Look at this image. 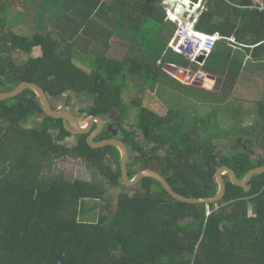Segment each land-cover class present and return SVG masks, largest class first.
<instances>
[{"label":"trees","instance_id":"16d2710c","mask_svg":"<svg viewBox=\"0 0 264 264\" xmlns=\"http://www.w3.org/2000/svg\"><path fill=\"white\" fill-rule=\"evenodd\" d=\"M14 1L0 0V95L33 83L55 110L53 102L62 104L63 95L75 91L86 119L117 116L121 140L133 142V151L140 155L128 160L130 179L137 174L135 165L144 164L184 197H213L218 190L215 171L221 166L243 181L264 165V103H257L246 129L238 125L223 130L215 112L199 118L192 110L169 111L158 127L140 126L137 139L132 123L139 119L141 82L145 86L149 81L151 89L161 83L184 96L197 93L157 65H188L166 48L176 25L167 22L163 0H18L20 10L29 6L25 15L36 24L28 36L13 30L22 15L12 9ZM104 1L124 11L122 20L109 21L111 34L124 38L118 44L120 51L126 50L124 57L108 55L107 42L91 49L79 45V23L89 20ZM255 1L189 0L204 9L195 29L235 37L245 52L254 46L257 53L264 48V0ZM70 16V26L61 21ZM106 23L94 24L104 28ZM249 31L258 33L254 42L240 37ZM35 50L38 56H33ZM83 52L93 60V70L81 66L87 65L81 64ZM20 53L27 56L25 61L15 59ZM243 68L224 39L203 64V72L221 82L225 96ZM68 103L75 101L71 97ZM241 133L244 139L246 133L254 136L247 141L254 148L246 144L239 150ZM88 136L70 132L65 121L48 118L29 90L0 102V264H264V173L252 179L249 192L225 177L226 191L216 204H184L152 178L125 186L120 151L113 146L91 148ZM71 138L77 139L72 147ZM113 138L104 130L95 143ZM221 141L228 146L221 147ZM69 159L85 163L101 182L53 173L55 164ZM106 195L114 197L110 207L98 203Z\"/></svg>","mask_w":264,"mask_h":264},{"label":"rangeland","instance_id":"374dc122","mask_svg":"<svg viewBox=\"0 0 264 264\" xmlns=\"http://www.w3.org/2000/svg\"><path fill=\"white\" fill-rule=\"evenodd\" d=\"M51 0H48V2ZM165 2H162V5L165 7L166 15H167V22L172 23V20L170 19V16L172 17L174 14L177 16V18H183L187 15L184 10L181 9V5L183 4V1L181 2L180 0H164ZM173 1V4L171 3ZM259 4H261V0H258ZM168 4L166 6L165 4ZM179 3V4H178ZM186 4H189L188 2H185ZM12 4V9H17L18 14H22L19 16V20L17 21V24L14 26V32L17 34H22L25 36L30 35L32 32L36 30L35 22L32 20V18L26 17V11L29 12V6H25L24 10H20V2L18 0H15L14 2H11ZM19 4V5H18ZM171 6V8H169ZM116 8V11L121 10L118 6H113ZM194 5H190V9H193ZM21 8V6H20ZM190 9L187 8L186 12H190ZM203 7L201 5V8L198 9L197 7H194V10L191 11L192 14H190V17L192 18H198V13L200 11H203ZM186 14V15H185ZM57 17V16H53ZM68 19H73V16H70ZM68 19H62L61 21H67L69 22ZM53 20H57V18H53ZM74 25V24H73ZM65 27V26H64ZM74 27V26H73ZM75 28H79V25L75 26ZM170 30V29H169ZM174 28L171 30L169 35L175 36V33H173ZM122 37V36H121ZM168 38V37H167ZM120 37H115L114 38V44L112 50L113 53L116 54H121L122 52L120 51V48L118 47V44L121 43ZM172 40L170 39L166 41V48L169 49L170 51L173 52L171 46ZM226 41V40H225ZM218 42V41H217ZM227 45L228 42L226 41ZM115 50H118L116 52ZM39 51L35 50L33 52V56H38ZM15 59H17L19 62L25 61L27 59V56L25 54H16L14 55ZM116 58H120L119 55H115ZM184 58V57H183ZM185 59V58H184ZM186 61V59H185ZM82 62L81 64H87V65H81V66H86L85 68L89 71V69L93 70L95 68L93 60H90V57L85 56L82 57ZM205 62V60H204ZM157 65L163 66L162 70L165 71V73L170 74V75H176L179 77H183L185 81L189 80L192 82L194 85L197 84V80H200L201 77H203L202 73L205 74L202 70V73H198L197 71L192 72V70L185 64L184 61H175L173 63H161V61L157 62ZM190 76V77H189ZM133 80V79H131ZM149 81L145 82V86L138 85L141 87L142 91V96H141V109L139 111V119L137 123H132V127L136 128L137 131V139H138V128L140 126L144 127H158L160 122H162V117H164L165 114L169 111H190L192 110L193 112L199 114V115H205L208 113V110H212L215 108L216 115H218V119L221 121V124L223 125V128L226 127H241L246 129L249 127L250 123L252 124L254 116V109L255 106H257L258 102H264V77H254L253 82L251 83V79H249L247 76H243L238 80L236 85H231V93L227 94V99L221 102L222 105H214V108L209 109L208 104H204L198 102L200 96H204V91L210 90V87H207L208 84L205 83L204 81L201 82V86L203 87V91H199L197 94H194L189 91L191 94L188 96V94L185 93L184 95H180L175 92V94L172 93V90L169 89L168 86L166 85H161V83L157 86L154 87V89H151L149 85H147ZM204 83V85H203ZM219 85V83H217ZM220 86V85H219ZM205 94H207L205 92ZM191 99H188L190 98ZM195 97V99H194ZM130 99V97L128 98ZM193 99V100H192ZM198 99V100H197ZM75 101V100H74ZM53 107L54 109L61 110L63 109V105L59 102H53ZM68 111H71L73 115L76 117H80V125L85 126L86 125V115L83 111L80 110L79 106L76 107V103L73 105H70L68 103ZM132 112V110H131ZM187 117L189 116V113H184ZM134 116V112H133ZM38 122L39 119L33 120L31 123L28 124L29 127H32L35 122ZM105 122V130L109 131L112 133V135L117 136L118 138H122L123 133L121 130V126L118 123V118L117 116H113L112 118H107L104 120ZM135 125V126H134ZM96 126V125H95ZM97 127V126H96ZM224 130V129H223ZM229 130V129H225ZM242 135L240 136L242 139H244V133H241ZM136 136V135H135ZM246 143L243 140H239V150H242L243 148H247V145L249 148H254L255 146L253 144H249V142L252 140V137L254 136H248L246 133ZM74 143H77L76 138H71L70 145H74ZM247 144V145H246ZM133 142L128 144L129 151H130V157L136 160L139 158V154L133 151ZM221 147H226L228 146L227 141H221ZM254 154H258V150L254 151ZM130 159V158H129ZM54 171L53 173L61 172L65 173L67 175V179L73 180V179H80L82 181H87V182H94V183H100L101 180L94 178L93 173L91 170L86 166L85 163H82L80 161H76L74 159H69V160H63L60 163H57L54 165L52 168ZM135 170L140 169V164L135 165L134 167ZM117 194L115 195V197ZM113 195H106L104 197V200L101 202L102 206L104 207H110L112 206V201H113ZM117 201V198H116ZM115 202V200L113 201ZM109 203V204H107ZM88 204H92L91 202H88ZM116 205V204H115ZM107 212V211H106ZM249 214H252V210H249Z\"/></svg>","mask_w":264,"mask_h":264},{"label":"water","instance_id":"95a60500","mask_svg":"<svg viewBox=\"0 0 264 264\" xmlns=\"http://www.w3.org/2000/svg\"><path fill=\"white\" fill-rule=\"evenodd\" d=\"M177 41L178 38L175 39L174 45L177 43ZM26 90L31 91L36 96L42 107L44 114L48 118L52 120L65 121L66 129H68L72 133H75L80 136L89 135L87 141L91 148L97 149L107 146L116 147L121 154L120 168L122 172V179L125 186L133 187L138 185L139 181L143 178H152L158 181L163 186V188L168 192V194L178 202L189 205H197V204L208 205V204H216L218 201H220L223 198L226 191V185L224 182L225 177H227L228 180L235 186L243 188L245 192H249L251 191L252 188L250 185L252 179L256 177V175L264 173V165H263L262 167H258L251 170L246 175V178L243 181H240L238 180L234 170L226 166H221L217 168L215 171V181L218 185L217 193L211 198H200V199L188 198L178 194L176 191L173 190L169 182L164 177H162V175L159 172L145 168L144 164L138 170L135 177L133 179H130L128 174V164H127L130 157L128 146L121 140L115 138L108 139L99 143H95L96 138H98L102 133V131L104 130L105 122L103 121V119L91 117L86 120L87 121L86 125L85 127H83L80 125L79 120L73 114H71L70 111H68L69 98L72 97L75 100L76 107H78L80 104L77 93L75 91H69L63 95L62 97L63 109L57 111L51 108L48 99L46 98L41 87L33 83L24 82L20 84L16 90L10 93L1 94L0 102L17 98ZM95 124L97 125V129L92 132V128L94 127ZM114 169L115 170L117 169V164L114 165Z\"/></svg>","mask_w":264,"mask_h":264},{"label":"crops","instance_id":"0c3cea01","mask_svg":"<svg viewBox=\"0 0 264 264\" xmlns=\"http://www.w3.org/2000/svg\"><path fill=\"white\" fill-rule=\"evenodd\" d=\"M255 2L259 3L258 0H256ZM113 6H118V5H115L114 2H112V1H104L97 7V9L94 11L93 15L90 16L89 20H84L82 23H79L82 25V28H80V32L78 33V36L81 37V41L79 42V45H81V47H84V48H86V46H87L88 48L91 49V47L98 46L99 44H101L103 42H107L106 48L108 51V55L113 56V57H115V55H119L120 57H124L125 53H126L125 49H123L121 51L122 52L121 54L110 53V52H112V47L114 44V38L116 37V34L115 35L111 34V31L113 30V26L109 25V21L122 20L123 19L122 15L124 13V11H122V9L119 11H116V8H114ZM68 20H69V22H67V21L66 22L70 26L73 19H68ZM75 20L80 21L79 18H75ZM105 21H107V23L105 25L106 27H104V28H99L100 24L97 26H95V24H94V23H98V22L104 23ZM225 27L226 26L223 25V29H225ZM91 28H92V31H91ZM87 29H89V31ZM257 36H258L257 32H252V34H251L250 31L246 32V33H241V35H240L241 38L251 40L252 42L255 41ZM173 37H172V39H173ZM121 39H124V38L121 37ZM228 47L232 50V53H234L235 59L237 60V65L242 64L244 67L243 70H241L239 76L237 77L234 85H236L238 80L240 78H242L243 76H247L249 79H251V83L253 82L254 77H256V78L261 77V76L264 77V48L259 49L256 53L255 47L251 46L250 52H247V51L245 52L243 50V47L245 48L246 46L241 45L240 43H238L237 40H236L235 46L229 45ZM116 52H118V51H116ZM127 55H128V53H127ZM201 69H203V67L198 68L199 72H198V70H196V71L201 74L202 73ZM176 75H178V74H176ZM176 75L175 76L172 75V77L177 79L179 82H181L182 85L193 86L194 89L197 90V93L199 91H203V87H200L202 84L201 82L204 81L205 83L208 84L207 87H210V90L204 91V96H200L199 100L198 99L197 100H198V102L203 103V105L208 104L209 109L214 108V105H217V106L222 105L221 102L224 101L225 99L228 100L227 96H225L221 92V87L219 86L221 82L210 74H207V73L203 74L202 73L203 77H201L200 80H197L196 85H194L189 80L185 81L183 79V77H179ZM217 83H219V85ZM203 85H204V83H203ZM205 92L207 94H205ZM173 94H175V93H173ZM188 99H191V97ZM194 99H195V97H194ZM258 103H264V102H258ZM255 108H256V106H255ZM208 112L209 113L210 112L216 113L215 108L212 110H208ZM254 113H255V109H254ZM197 116L199 118H202L203 114L202 115L197 114ZM254 116H255V114H254ZM217 117H218V115H217ZM220 123H221V121H220ZM221 126L223 128V125H221Z\"/></svg>","mask_w":264,"mask_h":264},{"label":"built area","instance_id":"2783aa9c","mask_svg":"<svg viewBox=\"0 0 264 264\" xmlns=\"http://www.w3.org/2000/svg\"><path fill=\"white\" fill-rule=\"evenodd\" d=\"M171 3L173 4V1ZM165 5L168 6L167 3ZM180 7L185 11V13H187V15L185 14L186 16L183 18H177L175 14L172 17L170 16L172 24L176 25L175 36L171 41V46H173V53L184 57L188 61L187 66L192 70V72H195L198 68L203 67L204 60L209 56L217 41L224 39L229 45H236L235 38H225L218 33L207 35L197 31L195 29L197 19L190 17V14H192L191 11L194 9H190V6L186 4H183ZM195 7L200 9L201 4ZM169 8H171V6H169ZM187 8L190 9V12H186ZM176 38H178V41L174 45Z\"/></svg>","mask_w":264,"mask_h":264},{"label":"clouds","instance_id":"9594fccd","mask_svg":"<svg viewBox=\"0 0 264 264\" xmlns=\"http://www.w3.org/2000/svg\"><path fill=\"white\" fill-rule=\"evenodd\" d=\"M180 1H181V2L183 1V4H186V3H184V1L189 3V0H180ZM163 2H164V0H163ZM183 4H182V5H183ZM188 5L190 6L191 3H189ZM193 9H194V7H193ZM227 46H229V45H227ZM55 111H56V110H55ZM70 113H71V111H70ZM71 114H72V113H71ZM74 116H75V115H74ZM75 117H76V116H75ZM76 118H77V119L79 120V122H80V118H79V117H76ZM88 119H89V118H88ZM103 121H104V120H103ZM95 125H96V124H95ZM95 125H94V127H95ZM96 126H97V125H96ZM65 127H66V126H65ZM83 127H85V126H83ZM94 127L92 128V132L95 131V130L97 129V127H96L95 130H94ZM104 130H105V126H104ZM104 130H103V131H104ZM103 131H102V132H103ZM100 135H101V134H100ZM114 137H115V139H119V140H121V139L118 138L117 136H114ZM121 141H122V140H121ZM122 142H123V141H122ZM127 145H128V144H127ZM129 152H130V151H129ZM129 158H130V157H129ZM140 168H141V167H140ZM137 172H138V171H137Z\"/></svg>","mask_w":264,"mask_h":264}]
</instances>
